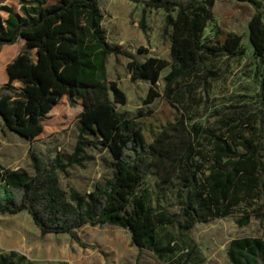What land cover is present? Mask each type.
<instances>
[{
    "label": "trees",
    "instance_id": "trees-1",
    "mask_svg": "<svg viewBox=\"0 0 264 264\" xmlns=\"http://www.w3.org/2000/svg\"><path fill=\"white\" fill-rule=\"evenodd\" d=\"M242 1L254 9L247 23L253 56L264 60V5L260 0ZM214 4L215 0H145L146 7L165 12L171 61L152 56L137 61L126 55L130 80L153 85L169 66L164 91L170 94L172 85L219 54H244L239 34L228 32L221 40L220 30L212 37L204 35ZM0 9L6 13L0 15V45L23 41L6 66L8 82L0 88L3 126L32 141L42 133L43 120L63 96L81 103L78 139L66 162L54 158L44 163L30 153L32 176L24 170L0 169V213L26 210L43 234L66 233L74 239V231L84 225L117 226L129 231L139 250L149 249L162 260L174 254L175 245L163 242L158 228L175 221L151 206L144 180L156 168L162 171L163 181L176 177L186 191L179 204L182 219L176 222L182 230L235 210L242 213L239 226L248 225L252 217L264 219V156L259 145L249 140L231 142L213 131L207 132L202 145L200 131L185 125L182 118L161 126L149 141L135 121L118 114L109 94L118 104L126 98L114 81L106 82L105 71L106 57L119 55L120 50L106 39L98 0H19L17 10L8 5ZM157 95L150 87L144 103ZM259 100L264 111V70ZM233 121L229 118L223 123ZM85 134L92 139H83ZM233 145H242L244 151L237 152ZM87 146L106 150L112 171L84 198L73 188L69 193L61 188L58 174L73 165L83 166ZM15 255L0 254V264H22L25 257L14 262ZM227 257L231 264H264V238L231 239Z\"/></svg>",
    "mask_w": 264,
    "mask_h": 264
},
{
    "label": "rangeland",
    "instance_id": "rangeland-1",
    "mask_svg": "<svg viewBox=\"0 0 264 264\" xmlns=\"http://www.w3.org/2000/svg\"><path fill=\"white\" fill-rule=\"evenodd\" d=\"M260 1L264 5V0ZM98 3L106 39L120 50L119 55L106 57L105 71L106 82L114 81L126 98L124 104H118L109 94L118 114L135 121L149 141L161 126L182 118L185 125L200 131L202 145L207 132L213 131L231 142L249 140L260 146L264 156V111L259 100L264 60L253 56L248 40L247 23L254 12L248 2L215 0L213 17L204 32L206 37H212L220 30V40L228 32L241 35L244 54L234 57L219 54L194 74L172 85L170 94L164 91V76L169 66L153 85L143 80L132 82L126 67V55L137 61L150 56L171 61L165 12L146 7L145 0H98ZM2 5L17 10L19 0H0ZM0 15L5 17L6 13L0 9ZM22 47L20 39L11 45H0V88L8 82L7 64ZM13 85L19 86L17 82ZM150 87L158 95L150 103H144ZM80 111L79 100L63 96L43 120L42 133L32 141L7 130L0 118V169L24 170L32 176L35 170L30 153L44 163L54 158L66 162L78 139ZM229 118L235 121L225 125L223 121ZM83 139L92 136L85 134ZM233 146L239 153L244 151L242 145ZM84 150L83 166L68 167L65 174H58V180L66 192L73 188L86 198L96 183L110 177L112 160L106 150L93 146ZM160 173L151 168L144 185L149 190L151 206L175 221L158 228V237L175 245L174 254L160 260L151 250H139L133 245L127 229L111 225H84L74 231L76 239L66 233L43 234L26 210L17 214L0 213V254L7 256L15 252L14 262L24 256L22 264H231L227 257L231 239L264 238V219L252 217L248 225L239 226L237 220L242 213L238 210L226 217L195 223L188 230L180 229L176 222L182 219L179 204L186 191L178 178L165 182ZM258 203L255 201V205Z\"/></svg>",
    "mask_w": 264,
    "mask_h": 264
}]
</instances>
